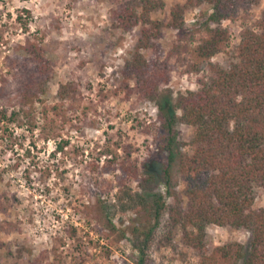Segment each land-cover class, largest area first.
<instances>
[{
    "label": "rangeland",
    "instance_id": "374dc122",
    "mask_svg": "<svg viewBox=\"0 0 264 264\" xmlns=\"http://www.w3.org/2000/svg\"><path fill=\"white\" fill-rule=\"evenodd\" d=\"M117 1L0 0V264H34L36 256L59 245L58 237L66 241L59 246L66 264H72L74 256L84 264H137L140 254L135 246L148 228L152 231L145 264H193L201 254L182 242L181 227L168 221L166 210L158 223L152 212L155 194H162L167 204L175 203L176 194L184 208L187 204L178 168L180 156L191 154L188 142L194 129L176 123L165 182L167 151L160 137L157 101L195 90L197 75L170 59L168 79L154 98L136 93L127 97L122 75L136 54L150 59L159 53L164 58L178 32L167 25L170 8L186 0H163L164 8L151 14L162 24L158 39L145 38L141 24L131 30L114 27L110 11ZM210 12L206 3L186 8L184 31L202 34ZM249 12L252 18L260 17L264 0ZM221 25L230 29L231 50L240 39L241 23L224 19ZM27 36L41 41L53 68L32 116H25L27 109L20 104L25 77L8 64V57L26 56ZM212 60L228 67L233 58L221 51ZM70 79L80 81L86 102L93 100L88 117L97 125L83 126L81 115L52 122L50 113L42 114L58 100V86ZM129 84L134 86L135 80ZM124 146L131 150V161L143 179L153 174L148 183H118L121 172L115 166L102 171L110 155L101 152L123 154ZM254 192V208L263 207V189L255 187ZM70 231L75 233L73 241ZM231 241L249 250L246 229L208 225L202 252Z\"/></svg>",
    "mask_w": 264,
    "mask_h": 264
},
{
    "label": "trees",
    "instance_id": "16d2710c",
    "mask_svg": "<svg viewBox=\"0 0 264 264\" xmlns=\"http://www.w3.org/2000/svg\"><path fill=\"white\" fill-rule=\"evenodd\" d=\"M202 3L211 7L202 34L186 33L185 9ZM256 3L258 0L175 3L170 8L167 25L178 32L164 58L160 59L159 53L150 59L136 54L122 70L127 97L136 93L154 98L158 86L168 79L169 61L173 58L185 67V72L197 75L195 90L179 93L175 100L167 97L157 101L163 130L160 137L167 151L163 165L165 182L168 183L170 176L176 123L180 121L194 129L188 142L191 154L180 156L178 168L187 204L184 208L176 194H172L174 204H167L162 194H155L152 204L155 223L166 210L168 221L181 227L182 242L200 250L193 264H264V206L254 208L255 187L264 191V12L258 18L250 16L249 10ZM164 4L163 0H118L110 17L116 28L131 30L141 24L145 38L158 39L162 24L151 18V14L162 10ZM224 19L239 20L242 26L240 39L231 50H228L230 29L221 25ZM24 49L26 56L8 57V64L25 77L20 104L27 109L25 116H32L35 101L46 92L53 68L39 39L27 36ZM221 51H227L233 58L228 67L212 60ZM131 79L135 80L134 86L129 84ZM56 96L58 100L42 112L45 116L50 113L52 122L68 121L72 116L80 119L81 115L83 126L97 125L88 117L93 100L85 101L79 80L61 83ZM122 149L123 154L112 149L101 152L110 155L105 156L102 171L115 166L121 172L118 183L138 179L142 183L141 172L131 161V150L128 146ZM153 177L149 172L143 180L148 183ZM208 225L246 229L249 250L246 252L242 243L231 241L214 246L209 253L202 252ZM151 231V228L141 231V239L135 246L140 254L137 264L146 263ZM67 235L72 241L75 239L74 231ZM56 240L59 245L53 244L36 256L34 264H66L59 250L66 241L62 237ZM73 258L72 264H84L81 258V262L76 261V256Z\"/></svg>",
    "mask_w": 264,
    "mask_h": 264
}]
</instances>
